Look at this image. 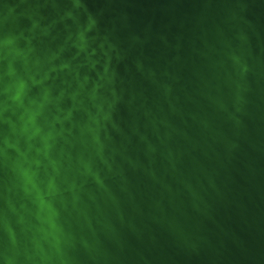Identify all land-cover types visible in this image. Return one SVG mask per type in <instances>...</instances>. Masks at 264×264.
<instances>
[{
    "label": "water",
    "instance_id": "water-1",
    "mask_svg": "<svg viewBox=\"0 0 264 264\" xmlns=\"http://www.w3.org/2000/svg\"><path fill=\"white\" fill-rule=\"evenodd\" d=\"M6 33L31 40L41 74L52 53L51 64L69 65L46 82L53 96L64 90L61 108L72 107L73 92L83 101L52 152L64 150L54 201L62 256L41 241L47 264H264V0H0ZM93 84L110 113L103 160L80 131L85 109L95 113ZM81 157L103 186L80 174ZM10 164L0 157V220L30 249L40 225ZM6 244L0 229V256Z\"/></svg>",
    "mask_w": 264,
    "mask_h": 264
},
{
    "label": "clouds",
    "instance_id": "clouds-1",
    "mask_svg": "<svg viewBox=\"0 0 264 264\" xmlns=\"http://www.w3.org/2000/svg\"><path fill=\"white\" fill-rule=\"evenodd\" d=\"M78 6V3L76 4ZM71 17V13H67ZM94 21L89 17L88 23L83 31L77 33V40L80 42L75 45L80 51L84 48V33L88 32L93 26ZM36 24L33 23L32 28ZM23 39L25 46H19V40ZM31 40L24 37L23 33H6L0 37V125L5 126V131L0 138V157L6 162L11 161L10 171L18 181L19 191L24 197L29 199L33 205L34 219L40 225L36 229L38 235H33L28 244L20 248L17 239L16 228L13 227L7 216L0 220V229L6 236L7 244L0 260L2 264H21V257L24 262H32L39 259L40 264H47L50 257L46 254L41 241L49 244V247L55 251L58 257L62 256L61 251V232L62 229L57 224L59 211L55 206V198L62 195L61 188L57 184V178L61 176V159L64 150L61 148L57 157L52 155L57 141L64 140L65 132L71 134V128L65 129L64 123L71 122L72 113L77 104H83L82 100H77L79 92H73L69 95L73 105L68 109L60 107L65 92L61 89L55 96L46 86L51 74L68 69L67 63L59 65L51 64L58 57V53H52L47 59L51 65L41 74L39 71L40 60L31 58L33 53ZM20 65L22 71H18L16 65ZM33 69H36L34 72ZM107 72V66L104 69ZM243 71V69H242ZM103 79V76L99 77ZM88 77L85 76L83 82H77V87L83 90ZM32 88H39L37 95L30 96ZM99 84H93L88 93V100L95 109V113L85 109L87 122L80 129L81 135L87 133L91 137V142L95 145L96 155L103 160V144L100 140L99 132L103 126L102 122L110 119V113L104 110V102L98 97ZM51 108L55 111L52 113ZM108 104V108H111ZM49 115L51 118L49 119ZM43 121V123H41ZM59 125V128H57ZM23 142V146L21 144ZM13 153L14 156H11ZM71 157L69 156V159ZM81 175L91 176L93 181L103 186L98 173L92 170L90 162L82 157L78 159ZM43 170L45 179H40V173ZM66 182V181H65ZM77 185L75 181L68 183L66 191L73 194V202L77 200L75 190ZM8 212L17 216V224L23 223V216L18 213L17 207L11 200H5ZM25 205L21 203L19 209L23 210ZM60 264H66L63 258Z\"/></svg>",
    "mask_w": 264,
    "mask_h": 264
}]
</instances>
